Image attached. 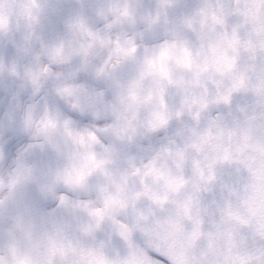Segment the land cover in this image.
<instances>
[{
	"label": "clouds",
	"instance_id": "9594fccd",
	"mask_svg": "<svg viewBox=\"0 0 264 264\" xmlns=\"http://www.w3.org/2000/svg\"><path fill=\"white\" fill-rule=\"evenodd\" d=\"M0 264H264V0H0Z\"/></svg>",
	"mask_w": 264,
	"mask_h": 264
}]
</instances>
